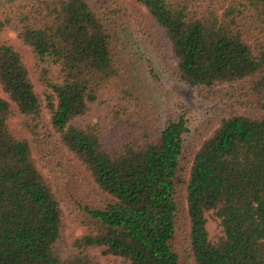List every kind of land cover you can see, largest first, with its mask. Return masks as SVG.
Instances as JSON below:
<instances>
[{
  "label": "trees",
  "instance_id": "1",
  "mask_svg": "<svg viewBox=\"0 0 264 264\" xmlns=\"http://www.w3.org/2000/svg\"><path fill=\"white\" fill-rule=\"evenodd\" d=\"M135 1L145 12L0 0V264H103L94 249L113 264H264V0ZM8 30L30 49L41 91ZM135 41L171 47L176 78L223 105L209 136L188 142L187 117L159 115ZM96 106L106 123L73 124ZM16 115L32 141L10 129ZM70 155L97 197L61 258L62 200L40 163Z\"/></svg>",
  "mask_w": 264,
  "mask_h": 264
},
{
  "label": "rangeland",
  "instance_id": "2",
  "mask_svg": "<svg viewBox=\"0 0 264 264\" xmlns=\"http://www.w3.org/2000/svg\"><path fill=\"white\" fill-rule=\"evenodd\" d=\"M97 1L91 0L93 4ZM121 1L133 9L145 12V8L135 0ZM3 39L22 55L31 78L36 84V88L41 91V87L37 85V75L34 70L30 49L19 40L17 34L12 30L4 32ZM135 42L137 43L136 49L143 56L142 62L147 66L143 71V76L157 95L159 115L163 120L178 118L180 115L187 117L191 128L187 136L188 142L197 143L209 136L223 117L221 108L223 105L216 102H202L195 88L176 78L170 69V65L175 63L171 47L163 48L164 46L156 45L157 48L152 49V51L142 50L138 48L139 42ZM222 88L229 90L232 86L225 85ZM0 95L6 97L1 85ZM105 116L106 112L96 106L90 117L85 119L76 118L72 122L81 128H85L87 124L97 121L106 123ZM22 119L23 117L20 115L11 118L9 121L10 129L17 137L27 138L32 141L33 136L28 130L23 128ZM65 158L67 159L63 161L64 165L58 168L53 164L50 167H44L40 163L43 172L55 179L56 188L62 200L61 205L65 214V230L63 238L55 245L56 251L61 258H67L74 252V240L85 233L86 230L87 212L85 206L88 204L94 205V199L97 197L93 181L79 162L74 160L71 155ZM207 226L211 237L219 232L216 220L209 218ZM92 252L99 256L103 264H113L119 260L113 256L102 255L100 249H94Z\"/></svg>",
  "mask_w": 264,
  "mask_h": 264
}]
</instances>
